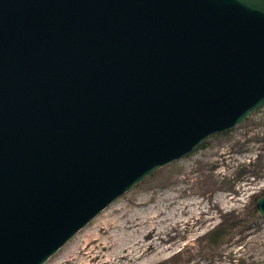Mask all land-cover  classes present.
Listing matches in <instances>:
<instances>
[{
    "label": "water",
    "instance_id": "water-1",
    "mask_svg": "<svg viewBox=\"0 0 264 264\" xmlns=\"http://www.w3.org/2000/svg\"><path fill=\"white\" fill-rule=\"evenodd\" d=\"M263 105L264 0H0V264Z\"/></svg>",
    "mask_w": 264,
    "mask_h": 264
},
{
    "label": "rangeland",
    "instance_id": "rangeland-1",
    "mask_svg": "<svg viewBox=\"0 0 264 264\" xmlns=\"http://www.w3.org/2000/svg\"><path fill=\"white\" fill-rule=\"evenodd\" d=\"M203 143L180 159L156 169L114 200L105 210L103 209L104 211L102 210L106 215L97 218L101 211L85 226L86 228H82L84 231L82 229L81 232L78 231L80 233L74 235L76 238L72 237L75 238L72 245L51 264H70L72 258L76 255L84 256V252L90 247L96 249L91 253L94 257L92 255L86 257L85 262L103 264L104 259L97 251L102 248L99 242L108 227L106 223L143 198L148 199V206L156 203L165 206L161 195L164 197L182 185L191 187L189 192L196 193L198 200H203L209 195V200L216 201L224 192L234 197L236 189L239 194L234 197L235 203L231 208L213 209L217 217L209 225L199 229L197 250L189 248L178 252L185 247L189 239H192L189 236L191 233H187L185 236H179L178 244L174 248L178 253L174 257L171 256L172 259L168 257L153 264H264V216L259 215L255 209L256 200L264 194V105L226 134L212 135ZM203 177L211 179L209 178V181ZM195 179L197 180L193 184L192 180ZM142 210L135 216L127 212L125 220L129 219L130 215V220L141 215L146 209ZM133 237L137 238L138 235ZM126 238L128 237L125 236L122 242H125ZM64 246L65 244L53 255L55 256ZM82 248L87 250L84 249L83 252ZM52 256L46 262L52 260L54 257Z\"/></svg>",
    "mask_w": 264,
    "mask_h": 264
},
{
    "label": "bare ground",
    "instance_id": "bare-ground-1",
    "mask_svg": "<svg viewBox=\"0 0 264 264\" xmlns=\"http://www.w3.org/2000/svg\"><path fill=\"white\" fill-rule=\"evenodd\" d=\"M203 178L209 181L211 179V177H209L210 179L208 177ZM198 179L200 180V178ZM196 180L197 179H195V181L192 180V183L194 184ZM210 185L212 186L211 182ZM190 188L191 187L182 185L173 190L170 189L171 192H168L164 197L161 195V200L166 203L165 206L163 204V206H161L157 203L153 206L151 204V206H148L149 202L147 198L140 199L135 201L127 211L120 212L117 217H113V219L109 220L106 223L108 227L105 229L102 236L101 234V237L99 236L101 238L99 245H101L102 248H100L97 253L103 257V264H153L157 261L167 259L168 257H174L176 253L184 249L187 250L191 248L193 251L197 250L199 229L209 225V223L212 220L214 221L217 217L213 209L215 207H218L220 210L231 208L235 203L234 197L239 194V191L237 189L234 191V197H230L227 192L221 193L216 201H212L211 199L209 200V195L203 200H198L196 193L189 192ZM169 206H171V208ZM141 209L146 210H142L143 212H141V215H137V217L130 220L131 215L135 216ZM103 211L97 218L106 215ZM127 212L131 215L130 217L128 216L129 219L125 220ZM84 228L86 227H83V229ZM187 233L192 234L189 235L192 239H189L190 241L186 242L187 244L185 243L186 245L183 249L178 252L174 251L175 246L178 244L179 236H185ZM136 234L138 237L134 238L133 235ZM125 236L128 238H126L125 242H122ZM75 238H71V241L69 240L65 243V246L55 256L53 255L54 257L52 256V260L46 263L51 264L58 259L61 254L72 245ZM96 239L98 238L96 237ZM84 249L86 248H82L83 252ZM95 250L93 247H90L89 250L84 252V256H81L82 258L80 255L79 257H76V255L71 260L69 259L70 264H84L86 257L92 255L91 253H94ZM100 261L102 262V260Z\"/></svg>",
    "mask_w": 264,
    "mask_h": 264
},
{
    "label": "trees",
    "instance_id": "trees-1",
    "mask_svg": "<svg viewBox=\"0 0 264 264\" xmlns=\"http://www.w3.org/2000/svg\"><path fill=\"white\" fill-rule=\"evenodd\" d=\"M227 132H228V131H226V132H222V133H219V134H221V135H222V134H226ZM203 144H204V143H203ZM203 144H201V145H203Z\"/></svg>",
    "mask_w": 264,
    "mask_h": 264
}]
</instances>
